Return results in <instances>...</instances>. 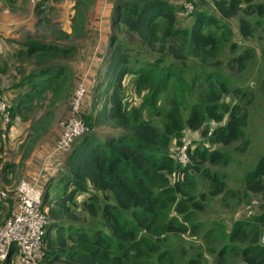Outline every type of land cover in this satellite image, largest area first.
Returning <instances> with one entry per match:
<instances>
[{
	"label": "trees",
	"instance_id": "trees-1",
	"mask_svg": "<svg viewBox=\"0 0 264 264\" xmlns=\"http://www.w3.org/2000/svg\"><path fill=\"white\" fill-rule=\"evenodd\" d=\"M95 1L75 0L68 32L51 30L54 42L27 38L16 56L21 79L13 84L11 118L36 114L19 146V168L51 131L57 111L68 108L69 114L77 85L70 66L77 41L89 32ZM187 1H108L110 35L98 52L93 85L85 83L80 111L85 129L57 153L62 164L44 182L43 170L46 264H205L206 255L214 264H228L231 257L239 260L236 264H264V152L244 179L246 198L260 200L257 213L206 232L204 239L211 232L221 235L215 250L190 247L181 252L184 260L174 253L181 247L175 240L198 236L199 216L209 203L233 194L213 169L229 163L219 148L240 142L239 151H246L250 145L246 128L254 97L242 92L246 78L232 85L228 71L243 75L256 53L229 44V22H236L244 41H253L259 30L264 34V0H212V10L193 4L188 15ZM47 22L49 28L56 26ZM223 56H228L225 62ZM261 78L257 81L264 85ZM127 79L138 98L136 107L126 97ZM169 94L165 106L161 102ZM112 125L122 131L97 132ZM196 135L205 144L188 145L186 137ZM186 144L183 165L179 152ZM11 167L0 158L2 172ZM4 210L0 204V226ZM12 252L2 264H15Z\"/></svg>",
	"mask_w": 264,
	"mask_h": 264
},
{
	"label": "rangeland",
	"instance_id": "rangeland-1",
	"mask_svg": "<svg viewBox=\"0 0 264 264\" xmlns=\"http://www.w3.org/2000/svg\"><path fill=\"white\" fill-rule=\"evenodd\" d=\"M108 1L109 0H99L97 3L95 1V4L92 6L88 23L89 32L84 39L77 41L78 51L71 62L72 65L70 66L73 71L75 65L79 66V69L85 72L84 75L86 74L87 77L91 79V86L93 85L95 78L89 72L91 60L92 58L95 59L94 63L97 68L100 61V59L96 57V55H98L99 47L103 48L105 40L106 42L104 45L107 44L108 38L106 35H110L109 19L107 15L109 12L107 6ZM74 2L75 0H42L37 3H32V0H0V28L10 31L15 30L16 40L18 35L22 38L26 32L31 35L28 37V40L31 37L36 40L54 42L55 37L52 36L51 30L58 29L69 31V22L73 14L72 6ZM212 2V0H188L184 3V11L186 5H191L193 9L195 5L198 8L202 7L205 8V10H212ZM47 21H50L51 24H55L56 26L49 28V22ZM229 26L233 30V36L231 37L229 44H236L240 49L238 50L239 52L243 48H252L256 53L255 58L248 63V70L243 75L237 74L234 68L228 71L233 79L231 82L232 85H236V83H240L243 78H246V85L242 88V92L251 93V96L254 97L252 104L249 105V107H251L250 119L247 125L248 127L246 128V137L249 140L250 145L246 151H239L241 146L240 142L233 143L229 147L219 148L229 156V163L225 166L219 164L218 166L213 167V169L219 173L226 183L227 190L233 192V194L222 201L221 197H217L209 203L204 212L199 216L201 220L199 221L200 229L198 236L187 234L179 239L180 243L175 240L177 246H181V251L179 250L178 253L173 252L177 256L182 257L183 260L186 256H181V252L184 250H186V252L190 251V247L199 246L202 249L212 248L213 250L220 247L223 242L220 234L211 232L210 236L208 235L209 237L206 239H204V234L213 230L218 223L226 228H230L232 220L247 218V214L250 212H252L253 216L257 213L260 206V200L258 197L248 195L249 197L246 198L244 195V179L246 173L254 168L258 156L264 152V85H261V82L257 81L258 77L264 78V34L259 30V32L255 34L253 41H244L238 34L236 22L232 20L229 22ZM259 36L261 37L259 38ZM2 40L4 39L2 38ZM4 42L5 43L2 45L8 47L11 46V44L5 40ZM17 43L18 42L16 41L14 44L16 45ZM229 44L227 45V48ZM10 49L7 48L4 54H0L2 58L0 59V93L4 94L5 98L8 90L13 88V84L21 79V69H18L20 64L17 61V57V60L13 61L9 57L4 56ZM4 57L7 58L5 59ZM227 58L228 56H223L221 59L225 62ZM25 68L29 71L32 68L31 63L29 62ZM224 68L226 69V67ZM81 79L82 76L76 78L77 83L89 82L87 78L85 81ZM129 82V79L125 81V84L129 88L126 91V97L128 98L130 107H136L139 103L138 98L132 94L130 90L132 87L129 85ZM172 96L173 94H169L166 98L162 99L161 103L165 105L163 102H166L165 106L169 105ZM247 100H249V98L246 97L243 103L246 104ZM232 101H238V98H232ZM64 109L65 108L62 107L60 111H57V116L59 118L61 117V119L57 117L58 121L63 122L68 118V109ZM35 115L36 114L33 112L26 113L22 119L18 118L17 120H13L9 127L10 129L8 128V130L1 132L0 147L2 146L3 151L2 154H0V158L3 165H11L12 163L10 162L15 161V158L20 154L19 146L24 139V137H16L15 141H11L10 130L13 126H29L30 121L34 119ZM119 131H122V129L115 127L114 125L97 129L99 135L117 134ZM12 134H15V131H12ZM1 138H4V142L1 141ZM186 141L189 142L190 145L196 144V142L197 144H205L206 142L205 139L199 135H196L194 138H189L187 136ZM14 143L17 144V146L13 149L12 145ZM4 172L6 173H1L0 171V190L8 192L10 195H14L19 182L22 180V175L20 176L21 171L13 170L11 167ZM2 205L5 207L3 216L7 219L12 212L13 202L6 201ZM205 257V264H214V259L211 258L210 255H206ZM16 260L17 257L14 258V263ZM238 261V259L232 257L227 260L228 264H236Z\"/></svg>",
	"mask_w": 264,
	"mask_h": 264
},
{
	"label": "built area",
	"instance_id": "built-area-1",
	"mask_svg": "<svg viewBox=\"0 0 264 264\" xmlns=\"http://www.w3.org/2000/svg\"><path fill=\"white\" fill-rule=\"evenodd\" d=\"M42 0H32L37 3ZM44 1V0H43ZM193 7L185 6V14H191ZM85 83H77L71 99L69 116L59 135L54 151L63 153L75 138L84 131L85 126L80 118L82 102L85 96ZM9 104L0 94V134L12 123ZM189 145V142H187ZM187 144L179 152V163L188 161ZM43 189L39 177L22 179L14 195L0 190V204L11 198L13 209L10 216L0 226V264L7 260L12 249V259L17 257L15 264H46L43 254V237L47 226V217L41 211ZM252 212L247 214V219ZM264 244V239L262 240Z\"/></svg>",
	"mask_w": 264,
	"mask_h": 264
},
{
	"label": "crops",
	"instance_id": "crops-1",
	"mask_svg": "<svg viewBox=\"0 0 264 264\" xmlns=\"http://www.w3.org/2000/svg\"><path fill=\"white\" fill-rule=\"evenodd\" d=\"M106 19H107V17H106ZM65 32H68V31H65ZM29 36H31L30 33L27 34L25 32L22 38L20 37V35H18L17 40H16L15 39V37H16L15 30L10 31V30L0 28V54H4L5 51L7 50V48H9V49L11 48L8 51V53L5 54L4 56L9 57L13 61H16L17 60L16 55H18V52L20 51V49L23 48V44L25 45V41ZM106 37H108V35H106ZM2 38L6 42L11 44V46L8 47L5 45H2L3 43H5L4 40H2ZM16 41L18 42L17 43L18 45L14 44V43H16ZM105 42H106V40L104 41V43ZM102 49H103L102 47H99L98 52L101 51ZM7 57H4V58L6 59ZM96 57L99 58L100 56L96 55ZM0 59H2L1 56H0ZM94 61H95V59L92 58L91 64L89 67V72L92 74L93 77H95V72H96V67H95ZM80 68H82V67H80ZM72 72L74 73V75H76L75 79L82 76L81 80L85 81L87 78V80L89 81L88 83L91 82L90 81L91 79H89V77H87L86 74L84 75L85 72L80 70L79 66L75 65V69H74V71L72 69ZM15 95H16V90H13V88L12 89L10 88L8 90V93L6 94V98H7V101L9 104H10V102H12ZM15 120H17V119H15ZM59 123H60V121L57 120V122L52 127L51 131L42 139V141L39 143L37 148L33 151V153L30 155V157L24 162V164L20 168H19V164L21 163V155L20 154L18 157L15 158V161L10 162V163H12L11 165H13V167H12L13 170H16V171L20 170L21 171L20 176L22 175V177H21L22 179L29 178V177H39L40 180L42 181L44 171L47 170L48 176L46 177V175H45V177L43 179V182H44L51 174H53L61 166L63 159H62V157H60V155H57V152L54 151L55 143H56L59 135L62 132V128H60ZM28 128H29V126H13L12 129L10 130L11 141L12 140L15 141L16 137H24L25 138V136L28 132ZM12 131H15V134H12ZM16 146H17V144L14 143L12 145L13 149L16 148ZM50 158L52 159V162H50L51 160L48 161ZM14 165H15V167H14ZM0 171H1V168H0ZM1 173H6V172L1 171Z\"/></svg>",
	"mask_w": 264,
	"mask_h": 264
},
{
	"label": "clouds",
	"instance_id": "clouds-1",
	"mask_svg": "<svg viewBox=\"0 0 264 264\" xmlns=\"http://www.w3.org/2000/svg\"><path fill=\"white\" fill-rule=\"evenodd\" d=\"M1 94V93H0ZM1 95H3V94H1ZM4 97H5V95H3ZM9 104V103H8ZM13 121V120H12ZM12 124V123H11ZM9 128V127H8ZM8 130V129H7Z\"/></svg>",
	"mask_w": 264,
	"mask_h": 264
}]
</instances>
